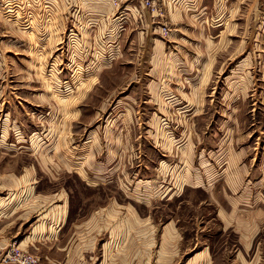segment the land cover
Segmentation results:
<instances>
[{
  "label": "rangeland",
  "instance_id": "rangeland-1",
  "mask_svg": "<svg viewBox=\"0 0 264 264\" xmlns=\"http://www.w3.org/2000/svg\"><path fill=\"white\" fill-rule=\"evenodd\" d=\"M121 1L113 0L114 16H89L82 33L36 35L12 24L1 36L0 216L5 202L22 203L7 211L17 220L8 245L31 250L35 229L46 238L64 200L70 218L118 201L189 224L202 210L183 204L238 196L264 207V0H215L208 15H192L183 22L190 29L172 36L166 12L148 14L147 34L143 12L132 15ZM226 7L238 8L229 33ZM67 228L69 235L74 225ZM62 247L44 240L31 251L54 264ZM6 251L0 264H8Z\"/></svg>",
  "mask_w": 264,
  "mask_h": 264
},
{
  "label": "crops",
  "instance_id": "crops-1",
  "mask_svg": "<svg viewBox=\"0 0 264 264\" xmlns=\"http://www.w3.org/2000/svg\"><path fill=\"white\" fill-rule=\"evenodd\" d=\"M122 1L128 2L132 15L136 16L137 11L143 12L145 19L141 25L145 33L148 34L153 30L154 24L150 22L149 17V20L147 18L150 11L142 6V0ZM157 1L163 8V12H166L170 24L172 23L171 36L179 35V32L184 29L189 30L190 27L185 26L183 22L191 19L192 15L201 18L204 14L208 15L215 6V0L211 3L209 0ZM235 1L239 4L242 2V0ZM228 7L225 8L224 15L230 14V16L228 15L224 20V24L229 33L233 31L229 23L231 16L236 14L238 8ZM22 10L21 13L24 14L26 11L30 13V16L26 13L27 15L21 19L17 16L13 21L3 19L1 36L5 37L12 32V24L23 33H36V35L82 33L87 29L86 21L89 16L98 20L99 12L97 11L101 10L111 17L114 16L116 7L113 0H24ZM89 29L94 31V27ZM2 39L3 44L4 39ZM154 43L159 60H164L163 41L155 39ZM0 91L2 92L1 84ZM86 94L83 93L82 98L86 97ZM76 112L74 113L82 114L80 111ZM71 121L70 128H76L77 119ZM23 177L26 180L33 178L32 170H26ZM37 178L36 174V183L31 188V192L33 190L36 196L38 195ZM206 192L208 196L211 193L208 190ZM212 194L214 198V193ZM258 195H263V191H258ZM20 201L21 199L14 205L5 202L1 209L5 212L3 216H0V254L16 237L12 235V229L17 220L12 219V215L8 216L7 211L12 207L16 209L20 207L22 205ZM183 206L202 210V218L197 216L194 221L192 217L191 224L179 215L162 220L151 214L139 213L132 202L125 204L118 201L111 203L110 207H104L106 208L104 212H102L104 210L102 206L100 210L88 216L70 218L71 204L69 200H64L62 219L50 221L49 231L48 229L47 232L43 231L45 233L43 236L46 238L41 239L35 229L34 235L27 237L29 240L27 244H30L32 250L38 249L44 240L54 242L56 240V243L62 241V260L56 259L52 252V261L49 258L51 256L46 254V258L54 264H264V207L262 204H256L253 208L247 207L240 197L229 196V201H207L183 204ZM70 225H74V228L67 235L66 232L70 229L67 226ZM51 236H55V239H51ZM31 252L34 253V251Z\"/></svg>",
  "mask_w": 264,
  "mask_h": 264
},
{
  "label": "built area",
  "instance_id": "built-area-1",
  "mask_svg": "<svg viewBox=\"0 0 264 264\" xmlns=\"http://www.w3.org/2000/svg\"><path fill=\"white\" fill-rule=\"evenodd\" d=\"M141 4L152 14H159L161 17H163L162 7L157 0H142ZM22 6H24V0H0V59L4 57V51L1 42L2 20L5 19L8 21H13L16 16L19 19L25 17L27 14L30 16V13L26 11L24 12V14L21 13L23 11ZM168 29L169 28L167 27V23H165L163 27V34L167 35ZM262 170L264 178V163L262 166ZM5 248L7 249V251L4 254V261L8 264H44L40 256L36 255L31 251H26L22 249L19 245L15 243Z\"/></svg>",
  "mask_w": 264,
  "mask_h": 264
}]
</instances>
